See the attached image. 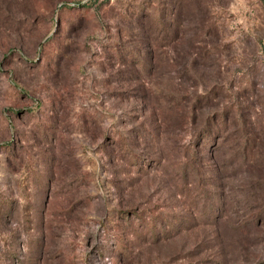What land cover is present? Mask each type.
I'll list each match as a JSON object with an SVG mask.
<instances>
[{"label": "rangeland", "instance_id": "374dc122", "mask_svg": "<svg viewBox=\"0 0 264 264\" xmlns=\"http://www.w3.org/2000/svg\"><path fill=\"white\" fill-rule=\"evenodd\" d=\"M0 264H264V0H0Z\"/></svg>", "mask_w": 264, "mask_h": 264}]
</instances>
